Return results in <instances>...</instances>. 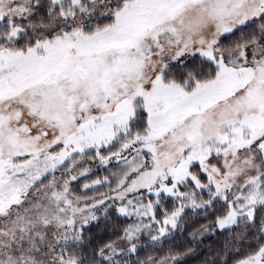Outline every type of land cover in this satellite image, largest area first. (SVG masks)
<instances>
[{
	"label": "snow or ice",
	"instance_id": "1",
	"mask_svg": "<svg viewBox=\"0 0 264 264\" xmlns=\"http://www.w3.org/2000/svg\"><path fill=\"white\" fill-rule=\"evenodd\" d=\"M201 248L264 264V0H0V264Z\"/></svg>",
	"mask_w": 264,
	"mask_h": 264
},
{
	"label": "trees",
	"instance_id": "2",
	"mask_svg": "<svg viewBox=\"0 0 264 264\" xmlns=\"http://www.w3.org/2000/svg\"><path fill=\"white\" fill-rule=\"evenodd\" d=\"M185 236H187V234H185ZM177 246H182V244L177 241ZM167 251V245H165V250L164 252H155L153 253V255H164L166 254ZM205 251V249L201 248L200 251L197 254L194 255H189L187 257H185V261L184 264H200L201 260L203 259V252Z\"/></svg>",
	"mask_w": 264,
	"mask_h": 264
}]
</instances>
